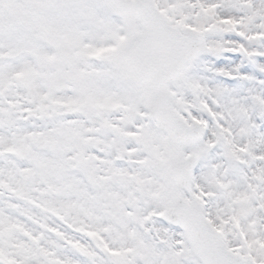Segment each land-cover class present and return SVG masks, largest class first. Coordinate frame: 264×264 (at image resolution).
Here are the masks:
<instances>
[{"label":"snow or ice","instance_id":"6c2138e0","mask_svg":"<svg viewBox=\"0 0 264 264\" xmlns=\"http://www.w3.org/2000/svg\"><path fill=\"white\" fill-rule=\"evenodd\" d=\"M0 264H264V0H0Z\"/></svg>","mask_w":264,"mask_h":264}]
</instances>
